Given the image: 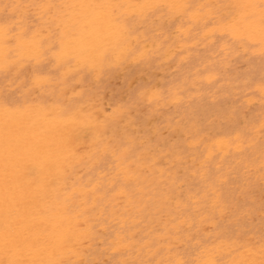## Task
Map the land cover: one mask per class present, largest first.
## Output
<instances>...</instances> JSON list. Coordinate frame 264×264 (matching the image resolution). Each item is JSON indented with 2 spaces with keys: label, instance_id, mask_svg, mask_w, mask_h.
<instances>
[{
  "label": "bare ground",
  "instance_id": "bare-ground-1",
  "mask_svg": "<svg viewBox=\"0 0 264 264\" xmlns=\"http://www.w3.org/2000/svg\"><path fill=\"white\" fill-rule=\"evenodd\" d=\"M240 54L264 57V0H0V264H264V210L231 183L240 164L264 183L263 79L243 130L191 109ZM129 67L189 78L138 87L135 118L93 87Z\"/></svg>",
  "mask_w": 264,
  "mask_h": 264
},
{
  "label": "rangeland",
  "instance_id": "rangeland-1",
  "mask_svg": "<svg viewBox=\"0 0 264 264\" xmlns=\"http://www.w3.org/2000/svg\"><path fill=\"white\" fill-rule=\"evenodd\" d=\"M202 54L206 55V57L208 56V52H204ZM204 55L200 56L204 57ZM193 64L194 63L192 62V65L189 68L193 67ZM234 64L236 68L230 69L227 72V75H229V77H234L236 73H239L235 86L229 90V92L220 93L216 102H207L206 100L201 108L197 107V105L191 108L196 113H199L201 109H203V112L207 113L208 109H211V114L205 117H200L202 119L205 118V122L208 123V125L211 124L212 127L219 125L224 131H226V128L222 127H225L228 124L230 125L231 123L236 125L238 128H242V130L245 128V123L243 122V112H246L247 110L246 108H242L241 104L237 102V99L243 93L251 92L253 84L258 80V78H262L264 82L263 56L250 55L242 57L240 54ZM198 67L199 68L197 69H201L205 67V65H200ZM167 73L168 72L162 73L157 68L151 70L145 69L138 72L137 68L129 67L112 74H108L96 85L94 84L93 87L95 92H99V94L107 100H116L124 96L122 104L124 106L128 105L129 107H132L134 110L133 115L137 118L136 115L141 116L145 114L143 107L135 109L133 106L135 100L133 99L131 93H133L138 87L142 85L147 87L153 82H159L164 84V88L167 89L169 85H172L175 82V79L189 78L188 75L181 74L179 71L172 75ZM189 75H191V73ZM87 84L88 83L85 82L86 88L88 89ZM8 93L18 95L16 86L11 87ZM261 108V106H258L255 113H259ZM262 110H264V108H262ZM203 136H206V133H204ZM157 138L160 142L162 138L166 139L167 147H175L183 140V137L176 133L175 127H167L166 122H162L160 120L157 124ZM255 157L256 156L251 154L246 155L245 161L251 164ZM245 166L246 164H240L237 167L236 174L235 172H232L231 176L233 178L231 179V183H234V186L236 185L237 187L242 183L246 185L248 180L249 185L247 187L249 191V203L247 208L258 205L262 210H264V183L262 180L259 183H256V181L253 180L254 178L250 179L249 176L252 171L250 168H246ZM240 190L237 191L240 192ZM238 199L239 197H235L233 201V203L236 204V208H239L240 205H242L239 203ZM254 201L255 203H253ZM250 222L251 221H248L246 225L249 228L253 227L254 229H259V226H261V224H257L256 220H254L252 225H249Z\"/></svg>",
  "mask_w": 264,
  "mask_h": 264
},
{
  "label": "snow or ice",
  "instance_id": "snow-or-ice-1",
  "mask_svg": "<svg viewBox=\"0 0 264 264\" xmlns=\"http://www.w3.org/2000/svg\"><path fill=\"white\" fill-rule=\"evenodd\" d=\"M35 7H41L40 5H36ZM48 7H55L54 5H49ZM83 7V6H81ZM108 7H114V6H108ZM143 7H159V6H149L145 5ZM15 200L14 197H10V194L8 192L5 193L4 197V204H5V211L10 213L12 209V205L14 204ZM178 264H185V262L181 261L178 262ZM206 264H214V262H206Z\"/></svg>",
  "mask_w": 264,
  "mask_h": 264
}]
</instances>
